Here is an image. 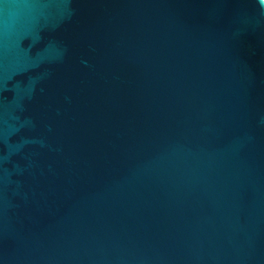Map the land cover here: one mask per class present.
<instances>
[{"label": "water", "instance_id": "95a60500", "mask_svg": "<svg viewBox=\"0 0 264 264\" xmlns=\"http://www.w3.org/2000/svg\"><path fill=\"white\" fill-rule=\"evenodd\" d=\"M0 264H264V0H0Z\"/></svg>", "mask_w": 264, "mask_h": 264}]
</instances>
